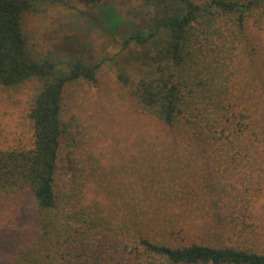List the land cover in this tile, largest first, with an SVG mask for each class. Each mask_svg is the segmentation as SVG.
<instances>
[{
    "label": "trees",
    "instance_id": "obj_1",
    "mask_svg": "<svg viewBox=\"0 0 264 264\" xmlns=\"http://www.w3.org/2000/svg\"><path fill=\"white\" fill-rule=\"evenodd\" d=\"M55 1L0 0V86L38 83L28 113L30 147L0 148V199L29 192L35 208L29 224L0 217V239L11 243L8 264H264L251 238L258 235L253 212L264 180V128L235 82L249 27H264V0H141L153 8L147 28L122 30L123 49H144L135 56L136 78L126 72L118 78L131 85L141 114L190 131L216 227L228 235L223 244L161 242L87 203L88 167L78 156L85 135L63 119L64 87L94 83L99 64L61 73L52 62L29 61L24 50L21 14ZM233 237L242 239L235 244Z\"/></svg>",
    "mask_w": 264,
    "mask_h": 264
},
{
    "label": "rangeland",
    "instance_id": "obj_2",
    "mask_svg": "<svg viewBox=\"0 0 264 264\" xmlns=\"http://www.w3.org/2000/svg\"><path fill=\"white\" fill-rule=\"evenodd\" d=\"M152 13L153 8L141 0H108L100 5L81 0L47 2L35 13L21 14L25 55L29 61L54 63L61 73L73 64H99L94 83L82 79L64 87L63 119H73L84 130L85 143L77 154L88 167L89 205L117 214L133 231L161 242L227 243L228 235L216 227L213 203L201 182V165L188 142L190 131L181 122L169 127L141 114L131 85L118 78L122 72L136 78L140 65L135 56L144 49L133 44L123 49L122 30L147 28ZM116 25L118 32L113 31ZM239 48L236 88L264 128V27L250 26L247 42ZM37 85L31 81L16 89L0 86V148L30 147L28 113ZM64 155L61 150V179ZM261 182L262 194L253 212L258 235L251 237L259 253L264 252ZM34 209L29 192L0 199V217L19 225L33 222ZM241 239L233 237L232 242L239 244ZM10 246L0 239V264H8Z\"/></svg>",
    "mask_w": 264,
    "mask_h": 264
}]
</instances>
